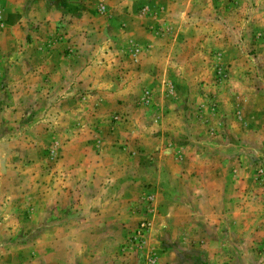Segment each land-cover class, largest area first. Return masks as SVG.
<instances>
[{
  "label": "rangeland",
  "instance_id": "rangeland-1",
  "mask_svg": "<svg viewBox=\"0 0 264 264\" xmlns=\"http://www.w3.org/2000/svg\"><path fill=\"white\" fill-rule=\"evenodd\" d=\"M0 264H264V0H0Z\"/></svg>",
  "mask_w": 264,
  "mask_h": 264
}]
</instances>
